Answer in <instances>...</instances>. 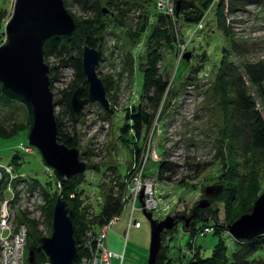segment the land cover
Returning <instances> with one entry per match:
<instances>
[{
    "label": "rangeland",
    "instance_id": "rangeland-1",
    "mask_svg": "<svg viewBox=\"0 0 264 264\" xmlns=\"http://www.w3.org/2000/svg\"><path fill=\"white\" fill-rule=\"evenodd\" d=\"M81 1L88 7L85 8ZM81 1L64 0L73 20L91 19L97 9H100L101 13L102 10L106 11V14L102 13L101 18L105 26L101 33L102 38L99 40L100 45L96 47L101 53L96 71L102 80L106 78L111 82V89L106 96L111 112L105 111L98 103H92L88 110L86 106L79 119L73 123L66 115L67 109L63 102H59L60 108L55 115L63 125L72 124L73 127L69 125L65 127H69L68 130L75 134L79 158L87 168L81 183L86 194L81 190L76 191L78 194L76 203L81 208L90 199L97 215L101 208V192L106 191L111 182H118L117 175L131 187L134 183L135 185L141 183L140 179L135 181L140 172L141 179L154 178L158 163L163 160L171 161L177 165V169L171 173L170 179L161 183L157 181L153 183L151 179L148 189L142 182L138 198L145 194V190L150 189L157 207L153 211L146 210L150 211L153 217L162 219L160 217L164 218L167 215L178 216L173 234L165 237L162 235L161 238L162 244L166 246V254L175 259L172 264H186L187 259L182 248L187 246L190 235L184 232L182 223L191 218L193 211L196 209L203 211L209 207V216L213 213L216 221L223 224L225 231L230 224H227L225 217V205L213 202L211 195L207 196L204 193L208 188L212 189L213 193L222 188L215 178L221 167L220 153L224 148L223 110L219 97L212 90L214 81L210 72L220 64L225 48L229 50L227 55L230 59L240 67L244 63L264 62V0L244 1L238 7L241 10L231 8L229 0H211L199 21L203 20V24L200 23L203 29L195 26L193 39L192 36L190 38L185 36L186 28L181 26V21L178 20L176 3L180 0H166L172 7L171 15L165 14L162 7L158 6L160 0ZM13 6L14 0H4L2 6L4 9L1 11L6 22L12 15ZM150 9L162 11L163 15H168L171 19L174 35L171 41H167L162 33L158 34L156 31L158 27L162 32L164 26L157 22ZM219 14L225 28L216 20V15L218 17ZM213 19L212 24H209L208 20ZM141 24H145L146 30L143 33ZM193 28L194 25H191L189 31ZM5 42L6 40L1 38L0 45ZM202 53L206 55L203 61L199 58ZM57 62L59 65V59ZM150 66L168 83L155 108L147 106V97L152 95L153 90L146 92L142 87L143 72ZM184 76L187 77L183 78ZM68 81L69 79L66 82ZM245 82L247 94L264 116V93L257 86L250 84L246 78ZM71 85L70 81L63 92H60L61 100L71 89ZM62 86L63 83L60 91ZM262 88L264 90V83ZM139 103L147 107L144 111L151 115V124L146 130L148 132L143 133L138 151L139 158L141 154L142 158L137 162L130 150L132 144L126 146L120 141L119 126L124 120V109L137 106ZM13 105L14 108L11 109L0 106V163L3 166L10 165L11 173L25 175L27 181L34 184L38 182L48 193L54 194L57 191V178L54 176L50 178L46 174V164L39 151L34 146L26 153L23 151V146L30 145L27 107L19 103ZM15 155H18L17 158ZM143 161L147 167L142 169L140 166ZM108 163L117 165V171L115 168L106 171ZM88 165H95L100 169H90ZM105 171L107 174L102 176ZM181 181H184L183 184ZM159 190L161 191L155 194ZM263 190L264 186L258 196ZM41 194L40 198L44 202L38 200V197L34 198L36 204L33 206L34 216L31 225V232L34 235L42 233L44 228L47 234V229H50L47 221L49 211L46 208L47 201L49 204L52 199L47 200L48 197L45 198L46 194L42 189ZM138 198L133 219L137 220L140 226L132 228L127 226L132 208V202L128 201L119 214V221L113 224L108 232L109 250L123 254L121 263L118 258H113L112 264L147 263L150 224L143 215ZM204 199L208 202L207 206L199 208L198 204ZM142 200L145 201L143 196ZM67 203L70 204L69 201ZM19 214L18 220H21L22 216L25 217L23 213ZM39 215L40 218L37 220ZM82 215L84 217V214ZM39 223L42 224V230L36 227ZM194 232H197L196 229ZM219 239V234L211 232L205 236H198L194 244L202 251V255L206 256ZM224 239L229 243L231 236L225 234ZM256 258L258 262L254 261L255 264H264V249Z\"/></svg>",
    "mask_w": 264,
    "mask_h": 264
},
{
    "label": "trees",
    "instance_id": "trees-1",
    "mask_svg": "<svg viewBox=\"0 0 264 264\" xmlns=\"http://www.w3.org/2000/svg\"><path fill=\"white\" fill-rule=\"evenodd\" d=\"M210 1L211 0H180V10L177 17L178 20L181 21V26L186 28V33L184 34L187 38H190L194 34L195 26H197V23L200 21L203 11L208 8ZM235 1L236 3H234ZM244 1L247 2L249 0H229V3L231 2L230 7L236 8L237 6H241ZM82 3L84 4V2ZM3 4L4 0H0V40L1 38L6 40L4 33L6 21L3 18V11H1V9H4L2 7ZM84 7L87 8L88 5L84 4ZM150 11L153 12V16L156 17L157 22L159 21L160 24L164 26L162 32L156 27L158 34L162 33L167 41H171V38H173L174 35L172 32L173 23L169 16L163 15V13H161L162 11L157 12L152 11L151 9ZM102 17L101 10L97 9L91 19H74L75 30L72 34L68 36L52 35L45 40L43 45L45 60L50 55H54L57 60L59 59V65L50 66V81L56 77V74L62 66L68 65L74 70L73 80L71 81L72 85L70 87L71 89L64 94L63 99L61 100L67 109L66 115L69 116L73 123L79 119L81 113H75L73 111L71 107V95L74 90L81 86V84H85L83 92V96H85L87 87L82 68V48L84 45L93 48L100 45L99 40L102 38L101 33L105 27L103 20L101 19ZM216 20L220 26L224 27V23L220 20V14L218 17L216 15ZM212 21H214V19L208 20L209 24H212ZM111 22L113 21L111 20ZM199 23L203 24V20ZM191 25H194V28L192 31H189ZM145 30V24H141V33L145 32ZM193 38L194 36H192V39ZM228 52L229 50L225 48L220 64L215 70L213 69L210 72L212 81H214L212 90L220 99V107L223 110L224 119L222 128L224 148L220 153L222 163L215 178V180L222 185V188L217 193H212L211 199L215 203H222L225 205L227 224L232 223L240 215L251 210L253 202L264 186V116L262 112L256 108L254 100L249 94H247L245 87L246 78L250 84L257 86V88L261 89L262 93H264L262 88V84L264 83V62L253 64L244 63L242 67H240L230 59V56L227 55L229 54ZM199 58L203 61L206 59V55L202 53ZM186 75L189 76V74ZM187 76H184L183 78H186ZM110 83L109 80L104 78L103 84L106 90V95L111 89ZM167 84L168 83L165 79H162L156 74L155 68L152 66L143 72V89L146 92L150 89L153 90L152 95L147 97L148 107H156L160 97L166 91ZM15 103L27 107V128L30 130L33 122L30 106L20 94L0 82V106L11 109L14 108L13 104ZM146 108L147 107H144L139 103L137 106L124 109V120L119 126L120 141L126 146L132 144L130 150L133 153V157L136 159L138 158V151L141 146L140 142L143 133L148 132L146 130L151 124V115L144 111ZM55 119L59 142L68 148H78L75 134L68 130L69 127H65L66 125L73 127L72 124L68 123L63 125L57 115H55ZM17 156L18 155H15L16 158ZM88 168L96 170L100 169L95 165H88ZM110 168H115L117 171V165H111L110 163L106 164L105 170L107 171V169ZM176 169L177 165L171 161H160L156 168L157 183L169 180L171 173ZM47 170H52L54 177L57 178L56 182L60 181L59 188L56 186L57 191L54 192V194L48 193L38 182H35L36 185L42 189L43 193L46 194L45 198L48 197L47 200L52 199L51 202L49 201V204L47 201L46 208L47 211H49L47 221L50 229L52 222V209L54 207L53 204H55L57 198H61L67 202L69 201V205H72L74 208L73 224L74 238L76 242L79 239V232L88 227V225L93 226V229H96L107 223L113 216H120L119 214L126 204L121 201L125 188L123 178H120L117 175L116 177L119 182H111L108 189L101 192L100 213L94 215L89 221H86L85 210H81L82 207L80 208V206L77 205L78 194L75 193L76 191L81 190L86 194L81 185L84 179V172L73 175L70 178H63L46 165L45 172L50 178L53 176L52 174L49 175ZM183 182L184 181H181V184H183ZM180 186L182 187L184 185ZM114 187H117L115 190L116 196L113 195ZM72 191L77 195L75 199L68 198ZM209 210L208 207L203 211L200 209L193 211L191 221L188 225L189 227H185L184 222L182 223V227L185 230L184 232H187L190 235V241L187 243V246L182 248V251H184L183 253L185 254L184 257L187 259L186 264H255L254 261L258 262L256 255L261 254V251L264 249V234L252 240H235L231 238L230 242L227 243L224 239V235H227L228 232L223 229V224H219L216 221V217L213 213L212 216H209ZM82 214H84V217ZM206 227H211L213 233L220 235V239L215 243L211 252L208 255L203 256L202 251L196 247L194 242L198 236L201 237L211 233H204L203 229ZM174 228L172 230L163 231L161 236L163 235V237H165L168 234H173L172 232ZM195 229L197 231L196 233L194 232ZM194 233L195 236L193 237ZM40 238V233L34 235L30 241L31 246L38 245ZM165 247V245L161 244L155 264H172L173 260H175L166 254ZM179 251L182 252L181 249H179ZM35 260L37 263H43L47 261V257L43 251H37L35 253Z\"/></svg>",
    "mask_w": 264,
    "mask_h": 264
},
{
    "label": "water",
    "instance_id": "water-1",
    "mask_svg": "<svg viewBox=\"0 0 264 264\" xmlns=\"http://www.w3.org/2000/svg\"><path fill=\"white\" fill-rule=\"evenodd\" d=\"M180 2L176 3V13ZM106 14L105 10H102ZM75 30V22L68 13L64 0H14L13 12L5 23L6 42L0 45V82L20 94L30 106L32 126L28 142L42 156L44 163L63 178L86 170L79 158L77 148H68L58 140V129L53 112L55 105L50 90V67L45 63L43 45L52 35L68 36ZM189 55L186 56L188 59ZM83 74L87 83L78 87L71 95V107L75 113H82L91 103H98L111 112L103 80L98 76L97 66L100 53L96 48L84 45L81 53ZM205 195H212L206 189ZM143 215L150 224V239L146 264H155L161 248V233L172 230L177 224V215L162 219L153 217L143 207L142 194L139 197ZM202 200L199 208L207 206ZM74 208L67 201L57 198L52 213V231L41 237L37 250H41L50 264H72L77 257L73 224ZM191 218L184 224L188 227ZM227 232L235 240H252L264 234V190L254 201L250 212L240 215L227 225ZM35 246L28 248V264L35 263Z\"/></svg>",
    "mask_w": 264,
    "mask_h": 264
},
{
    "label": "built area",
    "instance_id": "built-area-1",
    "mask_svg": "<svg viewBox=\"0 0 264 264\" xmlns=\"http://www.w3.org/2000/svg\"><path fill=\"white\" fill-rule=\"evenodd\" d=\"M158 6L160 8L162 7L161 9L165 11V14H172L170 13L172 12V7L170 4L166 3V0H160ZM238 7L239 6H237L236 8L238 10H241ZM197 27L201 28L202 25L199 23L196 28ZM45 63L50 67L56 66L58 62L55 59L54 55H50L48 58H46ZM73 73L74 70L71 66H62L56 74V77H54L52 81H50V90L53 94V101L55 103L53 107L54 115L60 108L59 102L61 100L60 97H62V94L60 92H63L64 87L66 88L68 83L73 80ZM68 79L69 81L66 82ZM62 83L63 86L60 91ZM58 85H60V87ZM90 105H92V103L87 105V110L89 109ZM31 147L32 146H23L24 150L22 148L21 149L26 153L30 150ZM140 158H142V154ZM140 158L138 155V158L135 161L139 162ZM145 166L147 167V164L143 161L140 168L143 169V167ZM11 168L12 167L10 165L3 166L0 163V264H28V247L31 244V225L33 223L32 216H34L33 206L34 204H36L34 202V198L38 197V200H41L42 202L44 201L42 200V198H40V195H42L40 187L36 184L34 185V183H32L31 181H27L25 175L14 172L11 173ZM133 169L134 166L130 169V171L132 172ZM47 171L49 172V175L52 174V176H54L52 170ZM106 174L107 172H104L102 176ZM155 178L156 175L154 178L141 179L140 172V174L135 177V181H137V179H140L141 183H145L144 186L148 189V184H150L149 182H151V179H153V183L156 182ZM139 182L140 181H138V183ZM10 183L12 184L9 189ZM56 183V186L59 188L60 181H57ZM141 183H139L138 185H135L134 183L130 187L128 184L126 185L125 182L124 192L121 197L122 203H126L128 201L132 202L130 218L127 223V226L130 228L140 226L139 222L133 219V214L134 211L137 209L136 201L138 196L140 195L138 191L141 187ZM116 189L117 187H114L113 189L114 196H116ZM32 190L36 191L37 193L35 192V194L34 192H31ZM160 191L161 190L155 192V194L159 193ZM74 196L75 193L73 192L69 194L68 198L73 199ZM142 196L145 198V201L143 202V207L145 209L153 211V209L157 207V202L152 196V191H150V189L145 190V194H142ZM81 210H85L84 213L86 216V221H89L95 215V209L92 206L90 199L83 205ZM19 212L25 215V217L22 216L21 220H18V217H20ZM39 218L40 215L38 216L37 220ZM119 219L120 216H113L109 219L107 223L97 227L96 229H93V226L88 225L89 228L86 227L81 230L79 232V239L76 242L77 257L72 264H112L113 258H118L121 263L123 259V254L114 253L110 251L109 247L107 246V235L110 230V227L117 221H119ZM36 227L39 230L43 229L42 224L40 223L37 224ZM47 230L48 233L46 234V228H44L42 230V233L39 232L40 235L43 237L49 236L51 234L52 229ZM203 231L205 234H207L208 232H212V228L206 227L203 229ZM34 264L50 263L48 262V260L43 263H37L35 260Z\"/></svg>",
    "mask_w": 264,
    "mask_h": 264
},
{
    "label": "bare ground",
    "instance_id": "bare-ground-1",
    "mask_svg": "<svg viewBox=\"0 0 264 264\" xmlns=\"http://www.w3.org/2000/svg\"><path fill=\"white\" fill-rule=\"evenodd\" d=\"M61 101V100H60ZM34 236V233L33 232H31V237H30V239L32 240V237ZM39 242H40V239H39Z\"/></svg>",
    "mask_w": 264,
    "mask_h": 264
},
{
    "label": "flooded vegetation",
    "instance_id": "flooded-vegetation-1",
    "mask_svg": "<svg viewBox=\"0 0 264 264\" xmlns=\"http://www.w3.org/2000/svg\"><path fill=\"white\" fill-rule=\"evenodd\" d=\"M38 245H39V244H38ZM38 245L35 246L34 253H36L37 251H41V250H37V249H36V247H37Z\"/></svg>",
    "mask_w": 264,
    "mask_h": 264
},
{
    "label": "clouds",
    "instance_id": "clouds-1",
    "mask_svg": "<svg viewBox=\"0 0 264 264\" xmlns=\"http://www.w3.org/2000/svg\"><path fill=\"white\" fill-rule=\"evenodd\" d=\"M100 53V52H99ZM100 59H101V55H100ZM44 60H45V58H44ZM98 73V72H97ZM107 96V95H106Z\"/></svg>",
    "mask_w": 264,
    "mask_h": 264
}]
</instances>
